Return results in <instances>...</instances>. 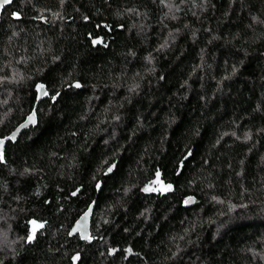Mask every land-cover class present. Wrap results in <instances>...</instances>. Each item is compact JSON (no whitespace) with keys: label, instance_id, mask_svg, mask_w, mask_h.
<instances>
[{"label":"trees","instance_id":"16d2710c","mask_svg":"<svg viewBox=\"0 0 264 264\" xmlns=\"http://www.w3.org/2000/svg\"><path fill=\"white\" fill-rule=\"evenodd\" d=\"M37 84L0 159V264H264V0H11L1 139Z\"/></svg>","mask_w":264,"mask_h":264},{"label":"water","instance_id":"95a60500","mask_svg":"<svg viewBox=\"0 0 264 264\" xmlns=\"http://www.w3.org/2000/svg\"><path fill=\"white\" fill-rule=\"evenodd\" d=\"M4 2L3 0H0V10L3 7ZM43 86L42 90H38V86ZM36 97H35V102L33 107L31 108L30 112L24 116V119L18 123L12 130H10V132L2 137V139L0 138V141H2V146H0V154L3 153V149L4 146L7 141L10 142H15V140L18 138V136L20 135V133L22 131H24L25 129H28L31 126H34L36 123V117H35V107L37 105V102H40V100H42L43 98H45L48 95V91L45 90V86L43 84H37L36 86ZM46 93V94H45ZM29 117H34V123L29 121ZM196 202L195 198L192 196H189L187 198H185L184 202L186 206L190 207L193 206ZM93 204L90 203L87 206V209L77 218L74 220V223L72 224L69 232L67 234H69V236H74V235H78V237L86 242L90 241V220L91 219V214H92V207Z\"/></svg>","mask_w":264,"mask_h":264},{"label":"snow or ice","instance_id":"6c2138e0","mask_svg":"<svg viewBox=\"0 0 264 264\" xmlns=\"http://www.w3.org/2000/svg\"><path fill=\"white\" fill-rule=\"evenodd\" d=\"M3 2H4V4H9V3H11V0H3ZM77 87H79V85H77ZM43 89V86L41 85V86H38V90H42ZM46 94V93H45ZM29 121L30 122H35L34 121V117H29ZM2 141H0V146H2ZM0 159H2V154H0ZM169 190H170V186H169ZM33 223H35V222H33ZM38 227H42V225H40V226H38ZM35 233L33 232V235H34Z\"/></svg>","mask_w":264,"mask_h":264},{"label":"rangeland","instance_id":"374dc122","mask_svg":"<svg viewBox=\"0 0 264 264\" xmlns=\"http://www.w3.org/2000/svg\"><path fill=\"white\" fill-rule=\"evenodd\" d=\"M33 222H35V221L29 222V228H30V235L29 236L30 237H32L33 232H35L36 229L39 228L38 226H40V223H38V222L33 223Z\"/></svg>","mask_w":264,"mask_h":264}]
</instances>
